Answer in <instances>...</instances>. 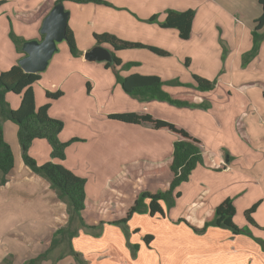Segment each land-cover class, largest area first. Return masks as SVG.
<instances>
[{
    "label": "crops",
    "instance_id": "0c3cea01",
    "mask_svg": "<svg viewBox=\"0 0 264 264\" xmlns=\"http://www.w3.org/2000/svg\"><path fill=\"white\" fill-rule=\"evenodd\" d=\"M107 1L110 5L64 3L70 12L68 25L74 32L81 55L74 56L68 47H64L58 57L57 49L46 69L39 72L40 80L33 85L36 105L40 107L49 103V115L64 122L60 138L63 141L78 140L66 148V158L60 161L51 156L52 148L45 139H35L30 154L39 164L53 160L86 178L84 218L89 224L106 221L98 229H81L73 238L74 248L89 264H148L147 260L140 261L142 248L151 260L155 258L152 254L155 249L162 262L167 258L178 264H264V250H259V244L240 233L235 234L221 226H210L205 232L198 233L179 220L184 216L194 225L201 226L216 206L231 197L236 206L235 222L238 214L259 203L253 218L258 226L264 227V77H244L249 69H264V38L257 55L244 62L245 53L253 47L255 21L263 12L260 0H236V3L200 0L199 7L194 6L197 11L189 39H182L178 29L160 28L154 21L148 22L157 15L158 5L155 3L158 0ZM53 2L0 0L1 72L24 56L10 36V24L18 36L28 41L40 40L43 19ZM164 5L170 6L168 3ZM174 5L173 8L180 11L191 7ZM162 14L164 20L167 14ZM100 16L103 26L95 28ZM227 22H235V29L230 31L231 36L224 35L222 29L220 31L229 46V54L223 63L221 48L213 47L212 43L216 39L217 27H224L223 23L226 25ZM89 26L95 28L94 34L109 32L117 37L118 34L113 32L131 31L135 36H131L130 41L168 52L158 55L150 51L140 57H129L134 60L128 59L127 62L141 64L121 70L122 76L156 74L163 80L179 77L192 83L189 71H195L203 78H214L223 63L225 72L217 78L213 90L164 87L173 96L210 102L211 106L178 107L167 101H141L133 97L123 89L112 69L86 59L85 52L96 45L93 39L88 46H82L86 41L80 39L89 37ZM137 29L148 30L150 34L143 38ZM261 33L264 34V28ZM102 46L114 51L108 44ZM134 52L138 54V51ZM115 53L125 63L127 52L116 50ZM186 63L190 64L189 71L184 66ZM226 75L229 77L222 82ZM258 88L261 91H257ZM59 90L62 91L60 98L47 96V91ZM236 94L244 101L238 114L223 106L229 104ZM21 98L20 94H7L13 108L20 106ZM123 111L151 114L186 129L200 140L204 155V164L198 165L190 179L177 187L176 191L181 194L177 197L176 207L154 220L153 230H144L137 221L149 214L146 211L134 213L126 227L110 221L125 217L140 191L156 192L169 187L174 142L181 136L168 128L157 129L150 122L132 124L109 117ZM3 129L15 154V168L12 180L0 187V264H24L45 251L54 231L67 224V204L57 198L47 179L34 175L23 164L19 126L5 121ZM241 138L247 147L234 150L228 146V140L234 143L235 139ZM126 192L131 193L121 216H113L116 198ZM161 204L165 208V202L161 201ZM146 235L153 236L148 249L143 244ZM41 264H53V259L43 260ZM55 264L77 262L73 256L66 255Z\"/></svg>",
    "mask_w": 264,
    "mask_h": 264
},
{
    "label": "trees",
    "instance_id": "16d2710c",
    "mask_svg": "<svg viewBox=\"0 0 264 264\" xmlns=\"http://www.w3.org/2000/svg\"><path fill=\"white\" fill-rule=\"evenodd\" d=\"M71 1L78 4H86L90 2L110 5L107 0H54L52 6ZM262 5V15L256 19L253 29L254 46L252 50L244 55V62L249 61L254 57L260 46V42L264 38L261 30L264 28V0H260ZM195 10L189 8L184 11L176 9H168L164 21L160 23L165 28H176L182 39H189L192 33ZM157 15H153L149 20L155 21ZM67 42L70 47V52L74 56L81 55V51L77 45L73 30L67 29ZM96 45L108 44L114 49L111 52L112 60L106 63V66L114 67L118 82L123 89L135 98L141 101H150L158 99L167 101L173 105L180 107H203L206 108L208 103L205 101H196L186 96H173L164 89V80L156 74H141L132 73L127 76H122L117 69V66L128 68L138 62L130 61L123 63L122 59L115 53L116 50L125 48L148 47L150 50L166 55L167 51L146 45L140 42L122 40L116 35L103 32L95 33ZM11 37L16 43L18 49L26 55L23 49L26 40L18 36L13 31ZM44 35H41L43 39ZM40 39V40H41ZM40 73L26 72L19 62L9 69L0 73V184L6 186L13 178L15 168V154L11 144L4 135L3 123L12 121L19 126L18 138L22 148V162L28 166L34 175L47 179L51 187L56 191L57 198L67 204V224L58 227L51 237L50 246L34 258H30L24 264H41L43 260L49 258L52 250L57 248L59 244L66 242L68 245V254L74 256L77 264H89L83 254L76 250L73 246V238L76 237L81 229H98L101 228L106 221L101 220L97 224H89L86 222L83 212L86 208V178L75 174L72 170L65 167L63 164L53 161H48L39 164L37 159L30 154L29 149L35 139H45L50 144L53 158L65 159L66 148L78 138L69 141H63L60 134L64 128V122L60 119L53 118L49 115V103L40 107L36 105L33 85L40 80ZM194 79L197 82V87L201 90L213 89L215 84L206 78L194 74ZM13 92L21 95V103L18 108H12L7 99V94ZM62 95V91H47V96L51 99H57ZM110 118L132 124H141L150 122L152 125L159 128H168L179 134L181 138L174 142L173 157L169 169L172 173V179L169 187L166 190H142L135 199L134 204L130 206L125 217L110 221V223L119 224L126 227L128 221L136 212H148L154 216L156 214L165 215L166 210L162 206L161 201H165L170 208L175 204V200L180 196V192L176 191L177 187L190 179L194 169L201 164H204V155L200 146V140L190 134L186 129L176 126L174 123L155 118L151 114H140L137 112H119L109 115ZM147 200L149 202H147ZM257 208V204L246 210L247 219L257 225L253 218V213ZM236 206L231 197L226 198L214 209L213 214L205 220L201 226L194 225L187 217H181L179 220L185 222L198 233L205 232L210 226H221L231 229L235 234L242 232L234 221ZM153 239L152 235H146L145 240L149 243ZM65 256L61 254L54 261ZM55 264V263H54Z\"/></svg>",
    "mask_w": 264,
    "mask_h": 264
},
{
    "label": "rangeland",
    "instance_id": "374dc122",
    "mask_svg": "<svg viewBox=\"0 0 264 264\" xmlns=\"http://www.w3.org/2000/svg\"><path fill=\"white\" fill-rule=\"evenodd\" d=\"M199 2H200V0H189V1H185V0H158L157 1V3H155V4H157L158 5V7H156L157 8V12L155 13V14H157V19L154 21L160 28H165V27H162L161 25H160V23L162 22V21H164L163 19H161L164 15L162 14V13H166L167 14V9L168 8H173V5L174 4H176L179 8H184V7H186V6H191L190 8H193L194 10H195V12L197 11V9L196 8H194V6H198L199 7ZM230 2H232V3H236V0H230ZM13 3H14V1H13ZM91 3V2H90ZM92 3H94V2H92ZM166 3H168V4H170V6H168V7H165V5L164 4H166ZM96 4H101V3H96ZM14 6H15V4H13ZM172 5V6H171ZM175 6V5H174ZM173 9H175V8H173ZM162 10H164V11H162ZM176 10H178V9H176ZM99 15V14H98ZM196 15V14H195ZM101 16L99 17V19H98V21H97V23H96V26H95V28H99V27H101V26H103V25H101L102 24V22H101ZM166 18V17H165ZM148 22H151L150 20H148ZM221 25H222V22H221ZM223 26L224 27H217V34H216V39H215V42H213L212 43V46L214 47V46H219L220 48H221V54H220V60L224 63L225 62V60H226V57L228 56V54H229V46H228V43L226 42V39L223 37V35H222V32H220L221 31V29L223 30V32H224V35H227V34H229L230 35V31H232L233 29H235V22H227V24L225 25L224 23H223ZM95 28L94 27H92V26H89V28H88V34H89V37H87V39L86 38H83L82 39V37H81V41L82 42H85V43H83V45L82 46H88L92 41H93V39H95V36H94V30H95ZM142 28H144L145 29V27L143 26ZM110 30H115V29H111V27L109 28ZM144 29H137L136 31L139 33V34H142V36H143V38H146L147 37V35H149L150 33L148 32V30H146V31H144ZM176 29V28H175ZM263 30V29H262ZM14 32V29H13V26L10 24V36H11V32ZM111 31V32H112ZM113 33H115V34H118V36H119V38L120 39H122V40H126V41H130V40H132V39H130V37L131 36H135V35H133V33L131 32V31H128V33H118V32H113ZM253 35V34H252ZM120 36H124V37H120ZM231 36V35H230ZM125 37H128V38H125ZM96 40V39H95ZM134 42V41H133ZM144 44V43H143ZM146 44V43H145ZM96 46V45H95ZM253 46H254V42H253ZM64 47H68L69 49H70V47H69V44H68V42H67V40H63V41H61V42H59L58 43V57H60V55L62 54V50H63V48ZM253 48V47H252ZM123 50V53H125V52H127V53H125V56H126V59H124L125 61V63H127V61L126 60H128L129 59V57H134V56H139L140 57V55H144V54H147L148 52H153L154 53V51H152V50H150L148 47H135V48H125V49H122ZM134 51H138L137 53L138 54H134L135 52ZM156 53V52H155ZM156 54H158V53H156ZM246 54V53H245ZM158 55H160V54H158ZM257 55V54H256ZM255 55V56H256ZM80 56V55H79ZM135 58V57H134ZM129 60H134V59H129ZM108 61H105V60H103V61H98V60H94L93 61V63H102V65L104 66V67H107L106 66V63H107ZM128 62H130V61H128ZM135 62H138V61H135ZM248 62V61H247ZM246 62V63H247ZM223 63L219 66V69H218V74H217V76L216 77H214V78H212V77H210V78H208V80H210V81H213L214 82V84H215V86H216V83H217V78H219V77H221L222 76V73H224L225 72V66L223 65ZM141 63L140 62H138V64H134V65H131L130 67H128V68H123L122 66H117V69H119V72L121 73V70H126V69H130L132 66H136V65H140ZM190 65V64H189ZM189 65H188V63H186L184 66H185V68H186V70H188L189 71V69H187V68H189ZM108 68H110V69H112V71L114 72V67H113V65L112 66H109ZM9 69V68H8ZM190 72V75H191V80H192V83L190 82V83H187L186 81H184V80H182V79H180L179 77L178 78H176V79H168V80H164V87H170L171 86V88H174V90H184V88H186V89H188V90H191L193 87L194 88H196V89H198V90H200V91H210V90H213L214 88H215V86H214V88L213 89H210V90H201L200 88H198L197 87V82L195 81V79H194V74H196V72L194 71V73H193V71L191 70V71H189ZM0 73H1V71H0ZM114 74H115V72H114ZM228 74V73H227ZM116 75V74H115ZM246 76H244V77H246L247 79H252V78H256V77H264V69H262V68H258V71H252V70H248V71H246V74H245ZM229 77V75H226L225 77H222L223 78V80H222V82H224L225 81V79L226 78H228ZM236 77H237V75H236ZM206 78V77H205ZM241 77H238V79H240ZM207 79V78H206ZM224 88V87H223ZM257 91H261L259 88L257 89ZM263 97V99H264V96H262ZM60 98V97H59ZM52 99V98H51ZM241 99H243L242 98V96L241 95H239V94H236V95H233V97L231 98V100L230 101H228L229 102V104H224L223 106L225 107V108H232V112L233 113H236V114H238L239 113V110L242 108V104L244 103V101H242ZM208 101V100H207ZM206 104H207V102H206ZM176 106V105H175ZM211 105H210V102H208V106L206 107V108H209ZM178 107H180V106H178ZM13 108V107H12ZM228 109V110H229ZM246 110H247V108H246ZM124 112V111H123ZM127 112H129V111H127ZM245 112V111H244ZM262 112H263V114H264V109H262ZM244 114H241L240 116H243ZM173 123V122H172ZM16 124V123H15ZM3 128H4V123H3ZM242 139V138H241ZM239 139V140H237V139H235L234 140V143H232L230 140H228V146L230 147V148H233L234 150H235V148L236 147H238V148H242L243 146L244 147H247L246 146V144H244V143H246V141L244 140V139ZM47 141V140H46ZM240 141V142H239ZM244 141V142H243ZM260 141H263L262 139L260 140ZM48 142V141H47ZM264 142V141H263ZM262 143V142H261ZM235 152V151H234ZM244 152H246V150H244ZM250 157V156H249ZM56 160H61V159H58V158H56ZM245 160H247L246 158H245ZM53 161V160H52ZM54 162H56V161H54ZM59 163V162H58ZM221 169V168H220ZM2 185L0 184V187H1ZM178 192H180V191H178ZM130 193L131 192H126V194L124 195L123 193H121V194H119V196L116 198V201H115V203H114V213H111V214H113V216H121V211L124 209V207H125V205H126V203L129 201V197H130ZM177 201H178V199L176 198V200H175V204L173 205V206H171L170 208L167 206V203L165 202V208H166V212H168L169 210H172V208H174V207H176V203H177ZM259 206V203H257V207ZM257 209V208H256ZM256 211V210H255ZM254 211V212H255ZM254 214V213H253ZM236 216V215H235ZM154 217H156V218H154ZM161 218V214H156L155 216H150L149 214L148 215H146L145 217L144 216H141L140 218H138V222L140 223V226L142 227V228H144V230H147V229H150V230H153V228H154V226H155V221L154 220H157V219H160ZM240 218H241V221H243V223H241V221H240ZM247 221V222H244V221ZM136 221V222H137ZM239 227H241L243 230H242V232L240 233V235L241 236H243L244 238H248L251 242H253V243H255V244H259V246H258V248H259V250H264V227H261V225H255V224H253V223H251L248 219H247V217H246V212H244V213H240V214H238L237 215V219H236V222H235ZM247 239V240H248ZM143 244L145 245V247H146V249H148L149 248V243L145 240V239H143ZM257 247V246H256ZM255 247V248H256ZM68 245H67V243L66 242H64V243H61V244H59V246L57 247V248H55L54 250H52V252L50 253V256H49V258L48 259H50V258H52L53 259V264L54 263H56L57 261H54L58 256H60L61 254H64L65 253V256L66 255H71V254H68ZM130 252H131V256H132V258H133V253H132V248H130ZM145 254H146V252H145V248H142V252H141V254H140V261H146L147 260V263L148 264H178V263H176V260H169V259H167V258H165V261L164 262H162L161 261V258H159V256L160 255H158V253H157V251L155 250V249H152V254L154 255V257L155 258H153L152 260L148 257V256H145ZM65 256H63V257H65ZM71 256H73V255H71ZM62 257V258H63ZM74 257V256H73ZM151 257H153V256H151ZM135 258V257H134ZM75 259V258H74ZM51 262V261H50ZM139 262V261H138Z\"/></svg>",
    "mask_w": 264,
    "mask_h": 264
},
{
    "label": "water",
    "instance_id": "95a60500",
    "mask_svg": "<svg viewBox=\"0 0 264 264\" xmlns=\"http://www.w3.org/2000/svg\"><path fill=\"white\" fill-rule=\"evenodd\" d=\"M69 16L70 12L64 3H59L44 17L40 29L44 35L43 39L26 41L23 46L26 55L19 60V64L26 72L38 73L46 69L58 49V43L67 39ZM85 57L88 60H112L110 50L102 45H96L86 51Z\"/></svg>",
    "mask_w": 264,
    "mask_h": 264
}]
</instances>
